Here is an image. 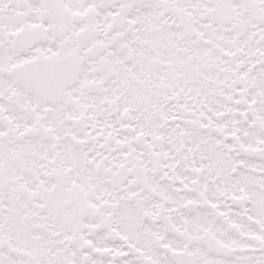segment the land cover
I'll list each match as a JSON object with an SVG mask.
<instances>
[{
    "label": "snow or ice",
    "instance_id": "1",
    "mask_svg": "<svg viewBox=\"0 0 264 264\" xmlns=\"http://www.w3.org/2000/svg\"><path fill=\"white\" fill-rule=\"evenodd\" d=\"M0 264H264V0H0Z\"/></svg>",
    "mask_w": 264,
    "mask_h": 264
}]
</instances>
